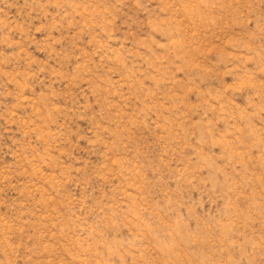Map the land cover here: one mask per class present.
Returning a JSON list of instances; mask_svg holds the SVG:
<instances>
[{
    "label": "rangeland",
    "instance_id": "obj_1",
    "mask_svg": "<svg viewBox=\"0 0 264 264\" xmlns=\"http://www.w3.org/2000/svg\"><path fill=\"white\" fill-rule=\"evenodd\" d=\"M0 264H264V0H0Z\"/></svg>",
    "mask_w": 264,
    "mask_h": 264
}]
</instances>
